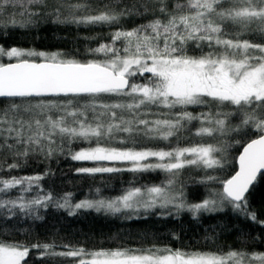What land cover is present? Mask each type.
<instances>
[{
  "label": "snow or ice",
  "instance_id": "6c2138e0",
  "mask_svg": "<svg viewBox=\"0 0 264 264\" xmlns=\"http://www.w3.org/2000/svg\"><path fill=\"white\" fill-rule=\"evenodd\" d=\"M47 19L106 26L110 31L85 37L101 41L85 52L102 58L80 60L63 51L0 45V98L7 100L0 105V152L8 154L0 159V172L27 166L29 157L51 161L65 152L67 144L73 161L131 164L78 168V173L166 175L158 184L133 182L117 196L76 203L72 193L54 195L47 189L30 198L24 195L39 188L52 174L50 169L35 175H0V193L13 189L20 193L0 197V209L10 216L19 211L38 219V209L52 203L69 215L94 209L134 219L157 208L198 217L223 212L227 206L264 226L246 196L258 176H264V0H0L2 27L24 28ZM129 20L132 27L125 25ZM24 57H43V62ZM3 58L16 62L5 63ZM153 106L168 112L152 113ZM189 106L208 111L193 113ZM225 107L231 110L224 111ZM148 115L165 118H142ZM194 121L198 126L193 130ZM233 134L244 137L238 171L226 179L207 174L228 165V149L241 143ZM191 136L215 142L181 146ZM141 139L168 141L169 146L138 148ZM79 142L88 147L73 151L70 145ZM113 142L130 146L113 147ZM189 167L206 170L197 183L220 187L207 188L204 199L189 202L181 179ZM4 236L0 232V264H26L34 249L53 260L76 258L77 264H264V252L244 248L225 252L152 244L85 249L55 241L29 245ZM57 247L66 250L56 251Z\"/></svg>",
  "mask_w": 264,
  "mask_h": 264
},
{
  "label": "trees",
  "instance_id": "16d2710c",
  "mask_svg": "<svg viewBox=\"0 0 264 264\" xmlns=\"http://www.w3.org/2000/svg\"><path fill=\"white\" fill-rule=\"evenodd\" d=\"M142 21H135L140 23ZM126 27H132L133 21L125 22ZM108 27L84 26L75 24L52 23L50 19L44 20L34 26L21 28L19 26H0V45L8 49L18 47L24 50H35L37 52L53 53L63 51L76 55L77 59H93L85 52L86 47H96L99 40H86L85 37L99 33L107 34ZM78 50V54H77ZM26 59L41 61L43 57H24ZM5 63L10 62L3 58ZM11 61H15L12 59ZM137 82H142L137 80ZM7 103V100L0 98V105ZM178 110V109H177ZM224 111L231 110L225 107ZM144 111V109H141ZM152 113L168 112V109L155 106ZM188 111L198 113L208 111L200 106H189ZM146 118L163 119L164 116L148 115ZM238 122V121H234ZM197 122H193V130L197 127ZM188 135V133H184ZM233 138L241 140L240 144H233L228 149V165L223 170H207L209 175H217L222 179L230 178L237 170V157L243 148V135L233 134ZM251 138H255L253 135ZM193 142L215 141L212 138H201L191 136L189 140L181 141V146ZM94 146V145H93ZM113 147H127L113 142ZM168 141L141 140L137 146L147 148H167ZM171 146H175V140L171 141ZM69 145H65V152L55 156L51 161H44L43 157H29L28 165L9 172L6 168L0 172L5 178L10 176L43 174L50 169L51 175L45 176L40 182V187L34 186L29 193H24L26 197H33L37 193L43 194L47 189L54 195L72 193V202L76 203L84 198L97 199L100 197H114L129 187L130 183L140 184L160 183L165 179L162 171L133 173L122 171L115 173H78L76 169L85 167H131L129 162H90L73 161L67 151ZM73 151L88 147L87 142L73 143L70 145ZM8 154L6 151L0 152V159ZM8 163L12 160L8 159ZM152 162L155 159L152 158ZM206 170L203 168H185L181 179L184 181L186 194L189 202H199L207 195V188H219V184L197 183L201 177L205 176ZM100 189L99 193L96 189ZM18 189L10 190L7 193H0V197L14 198L19 195ZM252 210L258 214V219L264 220V176H259L247 195ZM171 211L172 215H161V212ZM25 216L17 211L15 216L5 213L0 209V232H4L5 239L24 241L29 245L38 242L51 243L57 245H69L84 247L85 249L115 248L119 245L131 247H149L156 244L159 247L169 246L172 248H199L204 251L223 249L227 252L229 248H244L250 252H264V226L256 224L250 219H246L234 213L231 208H225L223 212L202 213L198 217L187 211L181 212L178 216L175 210L155 209L150 213L141 214L140 218L125 219L124 213L107 214L103 211L96 212L94 209H81L75 215H69L63 208H57L50 203L48 207H40L37 214ZM178 237V238H177ZM207 237H211L208 239ZM63 247H57L56 251H65ZM26 264H77L76 258L58 257L54 260L49 257H41L39 251L32 250L26 258Z\"/></svg>",
  "mask_w": 264,
  "mask_h": 264
},
{
  "label": "water",
  "instance_id": "95a60500",
  "mask_svg": "<svg viewBox=\"0 0 264 264\" xmlns=\"http://www.w3.org/2000/svg\"><path fill=\"white\" fill-rule=\"evenodd\" d=\"M33 61H35V62H37V63H40V62H43V60H41V61H36V60H33ZM10 62H16V61H10ZM8 63V62H7ZM242 150H243V148L241 149V152H242ZM240 152V153H241ZM239 153V154H240ZM238 157H239V155H238ZM238 157H237V160H236V163H237V170L236 171H238V169H239V163H238ZM259 177V176H258ZM252 188V186L250 187V189ZM250 191V190H249ZM249 193V192H248ZM248 193L246 194V196L248 195Z\"/></svg>",
  "mask_w": 264,
  "mask_h": 264
},
{
  "label": "rangeland",
  "instance_id": "374dc122",
  "mask_svg": "<svg viewBox=\"0 0 264 264\" xmlns=\"http://www.w3.org/2000/svg\"><path fill=\"white\" fill-rule=\"evenodd\" d=\"M142 140V139H141ZM112 162H118V161H105L103 163H112Z\"/></svg>",
  "mask_w": 264,
  "mask_h": 264
}]
</instances>
